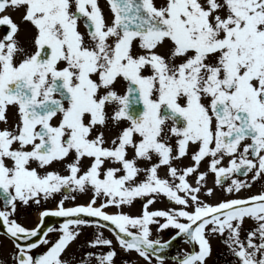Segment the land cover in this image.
Returning <instances> with one entry per match:
<instances>
[{"label": "snow or ice", "instance_id": "obj_1", "mask_svg": "<svg viewBox=\"0 0 264 264\" xmlns=\"http://www.w3.org/2000/svg\"><path fill=\"white\" fill-rule=\"evenodd\" d=\"M105 4L0 0V264H264V0Z\"/></svg>", "mask_w": 264, "mask_h": 264}, {"label": "flooded vegetation", "instance_id": "obj_2", "mask_svg": "<svg viewBox=\"0 0 264 264\" xmlns=\"http://www.w3.org/2000/svg\"><path fill=\"white\" fill-rule=\"evenodd\" d=\"M100 6L104 9L105 15L107 16L108 10L105 4V0H99ZM13 19L16 20L19 23V14H13ZM82 31H84L83 27L81 26ZM3 28L1 27L0 34H2ZM26 33L24 31V28L22 26L21 33L18 37L20 39L21 43L23 44L26 40ZM9 119H11V113L9 112ZM259 188V185H256L252 191L255 192ZM246 193H241V195H245ZM219 199L223 198L222 193L218 190ZM165 203L164 201H161V203ZM46 207L52 208L54 207L53 203H47ZM34 209H22L19 210V215L22 217L20 220L21 223H23L26 227H34L37 222L35 218V213H33ZM171 234V230H168L167 232L162 234V240H167L169 238V235ZM9 249V247H8ZM183 251H189L187 245L182 244L179 240H177V244L172 245L168 249L167 257L175 256L178 252ZM1 252V251H0ZM127 260H132L131 255L125 256ZM231 258L227 255V249L219 243L217 240L212 241V256L209 260L208 264H226L227 261H229ZM139 262H142V260H137ZM165 264H173L171 259H165Z\"/></svg>", "mask_w": 264, "mask_h": 264}, {"label": "rangeland", "instance_id": "obj_3", "mask_svg": "<svg viewBox=\"0 0 264 264\" xmlns=\"http://www.w3.org/2000/svg\"><path fill=\"white\" fill-rule=\"evenodd\" d=\"M81 31H82V29H81ZM214 198H218V197H214ZM218 199H216V200H212L211 202L212 203H215L216 201H217ZM139 201V200H138ZM210 202V203H211ZM135 206V209H136V212H138V214H139V212H140V210H141V208H142V201H140L139 203H138V205H133V207ZM151 207H155V208H164V207H166V205H165V203H162V204H159V205H153V206H151ZM131 210H133V208L131 209ZM130 214H132V215H137V213H133V212H131Z\"/></svg>", "mask_w": 264, "mask_h": 264}]
</instances>
